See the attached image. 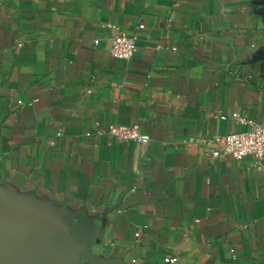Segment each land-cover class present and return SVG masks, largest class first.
<instances>
[{
    "label": "crops",
    "instance_id": "obj_1",
    "mask_svg": "<svg viewBox=\"0 0 264 264\" xmlns=\"http://www.w3.org/2000/svg\"><path fill=\"white\" fill-rule=\"evenodd\" d=\"M234 112L264 122V0H0V187L97 222V256L264 264V158L205 143Z\"/></svg>",
    "mask_w": 264,
    "mask_h": 264
},
{
    "label": "water",
    "instance_id": "obj_2",
    "mask_svg": "<svg viewBox=\"0 0 264 264\" xmlns=\"http://www.w3.org/2000/svg\"><path fill=\"white\" fill-rule=\"evenodd\" d=\"M97 222L0 187V264H121L92 252Z\"/></svg>",
    "mask_w": 264,
    "mask_h": 264
},
{
    "label": "built area",
    "instance_id": "obj_3",
    "mask_svg": "<svg viewBox=\"0 0 264 264\" xmlns=\"http://www.w3.org/2000/svg\"><path fill=\"white\" fill-rule=\"evenodd\" d=\"M94 40V43H97ZM19 47L21 43L18 41ZM135 50V40L124 30H119L111 38L110 54L118 59L130 60ZM18 103H21L18 101ZM230 118L239 123L243 128L227 134H214L208 138L205 143L208 146V152L212 157L219 155L231 156L235 159L250 157L259 162L264 158V122L252 120L234 112L230 116L221 114V119ZM108 136L119 140L136 141L146 143L150 140L149 136L143 133L138 124L122 125L108 124L104 130ZM138 236V233H136ZM176 257H165L161 264H175Z\"/></svg>",
    "mask_w": 264,
    "mask_h": 264
}]
</instances>
